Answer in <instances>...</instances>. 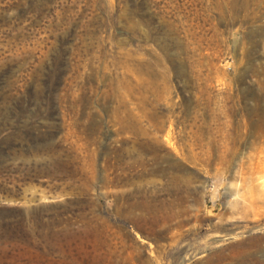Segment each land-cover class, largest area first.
Wrapping results in <instances>:
<instances>
[{
	"label": "rangeland",
	"instance_id": "374dc122",
	"mask_svg": "<svg viewBox=\"0 0 264 264\" xmlns=\"http://www.w3.org/2000/svg\"><path fill=\"white\" fill-rule=\"evenodd\" d=\"M250 259L264 0H0V264Z\"/></svg>",
	"mask_w": 264,
	"mask_h": 264
},
{
	"label": "bare ground",
	"instance_id": "6f19581e",
	"mask_svg": "<svg viewBox=\"0 0 264 264\" xmlns=\"http://www.w3.org/2000/svg\"><path fill=\"white\" fill-rule=\"evenodd\" d=\"M161 205L163 206V202L160 201L157 197L154 198V200L152 201V204H151V208H150L151 214L154 216H157L160 213V209L162 210ZM249 262H250V264H257V262L254 259H250Z\"/></svg>",
	"mask_w": 264,
	"mask_h": 264
}]
</instances>
